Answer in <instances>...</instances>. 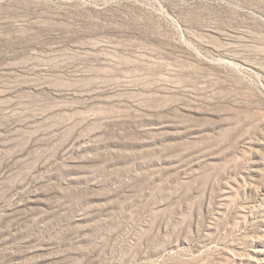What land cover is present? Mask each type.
<instances>
[{
  "label": "rangeland",
  "instance_id": "obj_1",
  "mask_svg": "<svg viewBox=\"0 0 264 264\" xmlns=\"http://www.w3.org/2000/svg\"><path fill=\"white\" fill-rule=\"evenodd\" d=\"M0 264H264V0H0Z\"/></svg>",
  "mask_w": 264,
  "mask_h": 264
}]
</instances>
